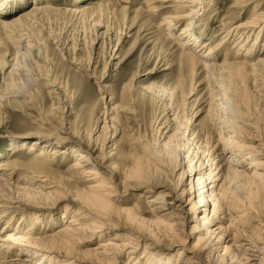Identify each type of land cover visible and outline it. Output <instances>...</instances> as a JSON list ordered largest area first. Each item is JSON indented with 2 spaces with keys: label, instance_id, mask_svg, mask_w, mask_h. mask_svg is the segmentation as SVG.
I'll return each mask as SVG.
<instances>
[{
  "label": "rangeland",
  "instance_id": "rangeland-1",
  "mask_svg": "<svg viewBox=\"0 0 264 264\" xmlns=\"http://www.w3.org/2000/svg\"><path fill=\"white\" fill-rule=\"evenodd\" d=\"M10 1L13 3L9 6L0 7V10L6 11L0 13V21L10 25L8 28L0 23V161L31 164L36 152L29 156L27 150L36 132H58L61 123L67 120L72 132L84 135L86 131L91 143L88 147L87 143L79 147L78 138L67 142L51 138L50 147L63 144L76 150L77 155L70 152L67 156L55 157L53 163L49 161L48 167L72 190H90L91 196L100 205L109 207L99 208L103 212H97L98 217H89L96 226L95 234L101 233L103 239L115 242L130 240L133 229L161 236L159 232L164 224L172 223L170 210L165 208L156 213L148 200L157 194L164 195L168 188L179 193L187 192L188 180L185 184L181 183L186 174L182 170L189 173L197 164L196 160L190 169L186 167L189 163L185 158V165L182 169L177 167L173 175L170 174L171 167L178 156H185V147H195L198 141L204 142L200 148L210 155L218 131L212 123L217 112L209 106L212 82L204 78L201 69L181 56L185 48L174 36V33L184 31L186 21L176 23L173 35L169 31L170 24L165 22L166 16L176 12L173 0L164 3L152 0H42L38 5H47L46 11L27 17L20 15L29 11L35 0ZM213 1L217 5L203 11V15L200 13L201 20L196 27L184 31L198 34L201 30L205 33L207 47L201 52L211 48V56L216 55L214 61L217 63L224 58L229 61L244 59L251 65L259 57H264V36L262 42L258 43V39L255 42L258 50L251 59L235 52L237 34L229 33L224 41L226 43L221 41L227 27L262 16L264 0ZM19 17L22 18L21 25H13L14 19ZM253 40L254 37H249L245 46L250 47ZM219 42L221 44L216 45ZM51 81H56L69 96L70 107H66L58 100L57 94L52 93ZM258 83H254L255 87L253 82L249 84L251 95L237 103L242 120L253 123L255 127L250 129L237 122L243 127L239 131V140L244 135L264 140V99L260 97L264 92L259 89ZM191 87L194 89L190 98L184 100V94ZM166 98L168 100H164ZM169 100L178 103L179 133L173 142L164 140L158 147L159 131L156 132L155 127L170 113L164 118L161 114V119L157 121L153 114L155 109L166 112ZM106 112L109 114L106 115ZM185 131L193 132V136L188 139L187 134L183 135ZM45 144L33 147L37 151ZM80 155L89 157L91 163L87 170L93 174L79 176L73 181L69 173L72 172L70 165L75 159L80 161ZM230 158L228 155L224 157ZM224 159L216 164H222ZM249 161L246 160V168L242 169L251 175ZM260 169L264 172V166ZM23 173V169L17 170L10 182L17 183ZM224 184L221 180L216 187V195L223 207L219 214L223 217V227L229 231L237 227L242 229L240 221H236L241 212L233 211L243 208L254 211L259 196L244 179L233 181L228 188ZM196 195L184 193V199L192 197L196 201ZM64 208L68 207L63 201L50 214L58 218ZM203 209L206 208L201 207ZM210 209L209 205L208 215ZM111 213H117V216L111 219L108 217ZM200 215L203 213L199 211L197 217ZM67 218L68 215L65 221ZM199 221L201 226L203 221ZM61 223L47 232H56ZM195 223L187 222L183 228L180 237L185 246L196 243L203 236V227L198 228ZM26 226L28 222L23 228ZM4 227L1 223L0 228ZM96 242L93 235L82 245H77L76 250L87 256L89 253L82 252L96 247ZM131 245L135 251L134 258L141 256L138 262L148 260V254L144 257L143 242L134 241ZM155 250L148 247L149 252ZM7 251L14 260L18 259L14 255L19 252L14 249ZM127 260L130 261V258H123L117 264H126ZM37 262L36 256L30 260V264Z\"/></svg>",
  "mask_w": 264,
  "mask_h": 264
},
{
  "label": "bare ground",
  "instance_id": "bare-ground-1",
  "mask_svg": "<svg viewBox=\"0 0 264 264\" xmlns=\"http://www.w3.org/2000/svg\"><path fill=\"white\" fill-rule=\"evenodd\" d=\"M6 1L7 3L5 0H1L0 7L13 3L10 0ZM40 1L42 0H35V4L31 6L30 10L23 12L20 17L46 11L47 5H38L41 4ZM153 1L154 3L155 1L164 3L172 0ZM2 2L5 3L2 4ZM172 2L176 12L174 15L166 16L165 21L170 24L169 31L171 33L174 31L176 23L180 21H186V26L182 30H192L201 20L200 13L202 12L201 15H203L205 13L203 11L217 5V2L213 0H173ZM236 2L244 1L236 0ZM79 12H83V10H79ZM0 13H6V11L0 10ZM20 17L14 19L13 25H21L22 18ZM0 23L10 27L9 22L2 20ZM184 31L176 35L173 33L185 48L184 52L181 51V56H185L193 66L201 69L204 72V78L212 82L209 106L214 107L217 112L212 118V123L218 131H216L217 140L212 146L210 155L200 148L204 142L198 141L195 147H185V156H178L171 167L170 174L173 175L177 167L182 169L185 158L189 163L186 167L190 169L192 162L196 160L197 164L194 168L192 166L189 173L182 170L186 174L181 183L185 184V180H188L187 192L179 193L166 186L168 191L164 195L157 194L155 198L148 200L149 206L156 213H161L165 208L170 210L169 219L172 220V223L164 224L159 232L161 236L133 229L130 233V240L127 242L117 240L118 243L113 239H103L104 235L101 233L95 234L97 233L96 226L91 221L92 218L89 219V217H98L96 216L97 212L98 214L103 212L99 208L107 209L109 207L100 205L98 200L91 196L90 190H72L56 176L57 173L54 170L48 167L49 161L53 163L55 157L67 156L70 152L77 155L76 150L68 149L63 144L50 147L49 140L51 138L61 142L78 138L77 145L79 147L86 143L88 147L91 143V138L86 131L84 135L72 132L67 120H64L58 132H36V136L34 135L32 144L27 150L29 156L36 152L31 159V164L0 161V225L1 223L5 225L4 228H0V264H30V260L35 256L38 259L36 264H95L106 261H109L110 264H117L121 259L128 257L130 261L127 260L126 264H139L141 256L134 258L135 251L131 245L134 241L136 243L143 242L144 257L148 254V260L140 264H264V172L260 169L264 166V140H257L248 135L242 136L243 139L239 140L241 137L239 131H242L243 127L237 125V122H240L250 129L255 128L253 123L242 120L243 116L237 107L242 99L251 95L249 86L252 82L255 87L254 83L259 81L257 85L264 92V57H259L256 63L251 65L244 59H242L243 61H229L224 58L222 62L217 63L214 61L216 55L211 56L213 54L211 48L201 52L207 47L204 32L199 30L196 34L193 32L184 33ZM223 33H225L221 40L223 43H226L224 41L229 33L237 34L236 37L233 36L236 39L234 42L235 52L240 53L238 55L242 57L251 59L258 46H254L255 42L257 39L258 43L263 41L264 14L253 21L229 26ZM251 36L254 37V40L247 48L245 44ZM220 44L221 42L216 45ZM36 67L38 66L36 65ZM193 73L194 70L191 74ZM55 82L51 81L50 83L52 93L57 94L58 100L66 104V107H70L69 96ZM193 89L191 87L184 94V100L190 98ZM260 97L264 99V93H261ZM178 112L177 101L171 100L166 104V112L159 111V109L154 110L153 115L156 121L161 117V114L164 118L170 113L164 121L155 127V131H159L156 141L158 147L164 140L173 142L177 139L179 133L177 130L179 128ZM107 114L109 113L106 112ZM185 134L188 139L193 136V132L190 133V131H185L183 135ZM186 141L188 142V140ZM44 142L46 144L37 151L33 147V145H41ZM226 155L231 157L230 160L224 159ZM79 159L80 161L75 159V162L70 165L72 172L69 173L73 181H76L79 176L87 177L93 174L87 170L91 163L89 157L80 155ZM222 159L224 162L217 165L216 163H220ZM246 160H250L248 167L252 170L251 175L242 169L246 168ZM21 169L24 170L22 177L18 179L17 183H11L10 180L14 173ZM205 170L208 171L205 173ZM237 179H244L248 182L259 196V203L254 211H246L245 208L232 210L234 213L241 212L236 221H240L242 229L237 227L234 231H229L224 229L223 217L219 215L223 207L220 205V198L216 195V187L222 180V183L225 182V188H228ZM184 193L189 195L197 193L194 196L197 197L196 201L192 197L188 200L184 199ZM63 201L68 208H64L60 212L61 216L57 218L50 214L53 209L60 207ZM186 201L187 204H185ZM82 202L89 206H84L81 204ZM209 205L211 209L208 215L206 212ZM201 207L206 209L201 210ZM199 211L203 215L198 218ZM67 215L68 218L65 221L64 218ZM116 216L117 213L108 215L111 219ZM199 220L203 221L201 226H199ZM25 222H28V226L23 228ZM187 222H196L198 228L203 227V236L196 243L185 246L186 244L180 236L183 234V228ZM58 223H61L62 226L56 232H51L52 230L47 232ZM193 228H197V226ZM93 235L97 246L87 248L82 252L89 253V255H81L76 250V246L82 245ZM148 247L156 250L153 253L149 252ZM175 248H177L176 251ZM11 249L19 252L14 255L18 256L16 260L19 261L16 263L10 252L7 251Z\"/></svg>",
  "mask_w": 264,
  "mask_h": 264
}]
</instances>
